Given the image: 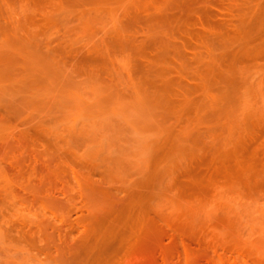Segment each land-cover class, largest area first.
<instances>
[{
  "label": "rangeland",
  "instance_id": "rangeland-1",
  "mask_svg": "<svg viewBox=\"0 0 264 264\" xmlns=\"http://www.w3.org/2000/svg\"><path fill=\"white\" fill-rule=\"evenodd\" d=\"M0 264H264V0H0Z\"/></svg>",
  "mask_w": 264,
  "mask_h": 264
}]
</instances>
